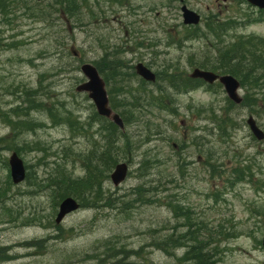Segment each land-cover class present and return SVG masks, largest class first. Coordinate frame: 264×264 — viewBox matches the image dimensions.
<instances>
[{
  "label": "rangeland",
  "instance_id": "374dc122",
  "mask_svg": "<svg viewBox=\"0 0 264 264\" xmlns=\"http://www.w3.org/2000/svg\"><path fill=\"white\" fill-rule=\"evenodd\" d=\"M48 2L28 0V7L16 6L8 16L0 12V138L15 139L5 117L45 124L15 139L27 168L24 181L11 180L13 150L0 149V264H201L206 255L204 264H264V159L258 156L264 144L246 125L226 134L212 112L189 108L214 105L225 116L222 88L174 93L179 111L171 113L170 101L146 98L142 87L158 82L136 72L142 61L156 73L190 74L207 49L225 47L205 21L254 15L255 8L246 0H83L74 17L60 19ZM182 4L200 15L198 24L183 22ZM253 17L228 34L264 38V21ZM192 30L193 38H186ZM112 57L122 61L121 76L113 75ZM85 62L98 68L117 112L135 94L143 96L145 110L125 111V128L115 135L102 129L108 123L91 119L96 107L76 89L86 80L80 69ZM244 82L243 99L246 91L263 98L262 88ZM26 89L39 90V101L56 104L73 123L55 125L49 113L37 110L15 113L31 107L23 103ZM261 108L246 106L232 116L245 122L251 112L264 129ZM109 133L113 137H104ZM108 154L129 167L118 186L110 178L114 165L103 170ZM245 164L254 172L249 182L243 175L235 179ZM88 168L100 173L90 186H47L60 170L90 182ZM63 192L68 194L61 197ZM67 196L80 207L57 224ZM186 252L192 258H184Z\"/></svg>",
  "mask_w": 264,
  "mask_h": 264
},
{
  "label": "trees",
  "instance_id": "16d2710c",
  "mask_svg": "<svg viewBox=\"0 0 264 264\" xmlns=\"http://www.w3.org/2000/svg\"><path fill=\"white\" fill-rule=\"evenodd\" d=\"M0 12L3 14H6L7 16L9 13L13 11L16 6L26 8L28 7V0H0ZM83 0H52V2H48L46 4L52 3V7H54V11L58 12L60 14V19H67V17H74L76 15L74 8L78 4H82ZM73 8H72V6ZM239 15H236L234 17L229 18H222L218 17V19L215 21V24H211V21H205V27H207L208 32L212 34V36H215L216 42H218L221 45H225L224 49L219 50H206V53L204 54V58L200 57V59L197 62L196 66L212 70L216 73L220 74H232L235 77H237L241 83V86L244 87V81L246 79H249L253 87L257 89L264 90V38L256 35H247L244 36L243 34H234L229 35L228 31L237 27H241L243 25V15L242 12H238ZM245 21H249L251 18V14L246 12L245 14ZM253 19H263L264 20V11H260L258 15L255 16ZM11 20L12 19H7ZM208 22V23H206ZM246 23V22H245ZM204 29V28H203ZM200 30L204 31V30ZM199 32V33H200ZM193 30L192 32L186 34V38H193ZM204 35V33H202ZM208 34L205 36L200 37L206 38ZM227 38L229 40L227 41ZM227 41V43H221ZM73 53V52H72ZM110 62H113V67L115 71L113 75L121 76V68L123 65H121L118 58L112 57V60ZM112 64V63H111ZM176 73V72H175ZM175 73H168L165 69H162L158 73L157 78V84L150 87L151 89H146V87H142L144 91H146L147 95L146 98L150 99V101H158L165 104V102L168 100L170 101L172 105L166 106L167 109L171 113H178V107L175 105V103L172 101L171 95L168 92V87L171 90V93H178L183 92L186 93L189 91V89H196V88H202L206 87L208 90L213 91V89H220L222 86L220 83H215L213 85H205L204 81L201 79H193L190 78L188 75L182 76L181 74H175ZM107 76V75H106ZM109 77V76H108ZM117 76H114V78ZM108 84V83H107ZM174 90V91H173ZM152 92V93H151ZM248 91H246V96L244 97L242 103L240 105L235 104L231 100H229L227 97L225 98L226 105L223 107H226L228 111H226V115L222 116L221 113H217L213 107L207 106V107H200V106H189V108L194 107V109L198 113H209L212 112L215 117L212 121L216 123L218 128L222 130L224 133H228V129L235 128L239 125V121L236 120L232 116V112H237L238 108L246 107V106H252L254 111L260 110L262 111V106H264V102L262 101L258 107L256 105V102L259 100H264V91L261 92V96L263 95V98L255 97V95H248ZM259 93V92H258ZM26 98H23V103H26L27 106H31L28 108H25V110L21 111H15L18 115L24 117L27 115V111L29 110H37L38 112H46L50 114L49 119L51 121H55L56 124L64 123V124H72L73 121L70 119H67L66 117H61L59 109L56 108V104L47 105L44 101H39L41 97H43L42 93L37 92V89H26L25 90ZM135 94V93H134ZM134 100L128 103H122L121 107L119 109L121 116L123 117L124 122L127 121V118L125 116V111L131 110H145L144 103L140 102L142 94H135ZM169 103V104H170ZM111 107L117 108L118 106L111 100L110 102ZM54 108L56 111H54ZM98 122L108 123L105 126H102V129H106L109 132H113L115 135L116 129L118 130V127L110 120L100 117L97 113H94V117ZM4 122L8 123L10 126L13 136L16 137L24 133L23 130H29L34 131L37 128H40L42 125H45L43 122L38 121H31L29 119H25V121L20 122L16 117L13 115L10 119L8 117L2 118ZM24 119V118H22ZM27 122V123H26ZM24 124V126H22ZM23 127V129L21 128ZM119 131V130H118ZM104 137H113L112 135L106 134ZM14 139V142H15ZM14 142H12L9 139H6L5 137L0 138V149L4 150H15L17 153H20L22 151L20 147L14 145ZM259 154H262V157L264 159V150L260 152ZM250 162V161H248ZM247 163V162H246ZM7 164V163H6ZM115 157L110 156V154L106 155L102 160V166L104 171H108L113 165H115ZM114 167V166H113ZM88 173L90 176V182H88V177L86 179H81L80 177H73L70 173L65 172L64 170H60L59 178L56 180L54 175L50 177V182L48 183V187L53 186L60 188V189H66V186L73 187L77 189L79 185H87L90 186L91 181H93L96 178L100 177V173L96 171L95 168H88ZM64 171V173H63ZM102 171V173L105 172ZM236 176L235 179L241 180V176L243 175V181H250V176L253 175V170L251 168L250 164H245L243 168L237 167L235 170ZM55 181L57 183H55ZM56 189V188H55ZM67 192H63L61 194V197L67 195ZM3 197V193L0 195V201ZM194 237V236H193ZM189 252V251H188ZM188 252H186L184 258H192L187 256ZM205 258V259H203ZM208 261V255L203 256L200 263L202 261Z\"/></svg>",
  "mask_w": 264,
  "mask_h": 264
},
{
  "label": "water",
  "instance_id": "95a60500",
  "mask_svg": "<svg viewBox=\"0 0 264 264\" xmlns=\"http://www.w3.org/2000/svg\"><path fill=\"white\" fill-rule=\"evenodd\" d=\"M183 1V0H180ZM252 5L258 6L264 9V0H248ZM183 22L185 24H197L200 21V15L188 8L185 4L181 7ZM81 72L86 76L87 80L77 86V90L80 92H87L89 98L93 101L96 106L97 112L101 116H105L114 121L119 127H124V122L121 116L114 112L109 106V99L105 88V82L99 74L97 68L89 63H83L81 65ZM136 72L144 79L148 81L155 80V73L142 62L136 65ZM191 77L202 78L208 83H213L218 80L224 87L227 96L234 102H241L242 98L239 95L240 83L239 81L230 74L219 75L210 70L201 68H194L191 72ZM248 123L254 135L258 139L264 138V132L256 125L255 120L250 117ZM11 168V177L14 183L22 182L26 177V169L23 160L18 156L16 152H13L9 159ZM128 173V165L126 163H118L115 169L110 175V178L114 185L118 186L122 181L125 180ZM79 208V203L72 197L64 198L60 205L59 211L56 216V223H61L63 218ZM264 246V239H263Z\"/></svg>",
  "mask_w": 264,
  "mask_h": 264
},
{
  "label": "bare ground",
  "instance_id": "6f19581e",
  "mask_svg": "<svg viewBox=\"0 0 264 264\" xmlns=\"http://www.w3.org/2000/svg\"><path fill=\"white\" fill-rule=\"evenodd\" d=\"M49 15V14H48Z\"/></svg>",
  "mask_w": 264,
  "mask_h": 264
}]
</instances>
